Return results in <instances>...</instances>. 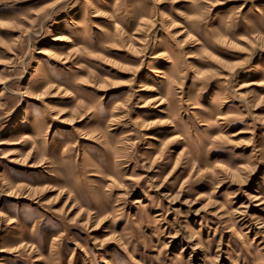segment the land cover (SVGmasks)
<instances>
[{
  "label": "rangeland",
  "instance_id": "374dc122",
  "mask_svg": "<svg viewBox=\"0 0 264 264\" xmlns=\"http://www.w3.org/2000/svg\"><path fill=\"white\" fill-rule=\"evenodd\" d=\"M0 264H264V0H0Z\"/></svg>",
  "mask_w": 264,
  "mask_h": 264
},
{
  "label": "bare ground",
  "instance_id": "6f19581e",
  "mask_svg": "<svg viewBox=\"0 0 264 264\" xmlns=\"http://www.w3.org/2000/svg\"><path fill=\"white\" fill-rule=\"evenodd\" d=\"M240 133H238L237 135H239Z\"/></svg>",
  "mask_w": 264,
  "mask_h": 264
}]
</instances>
